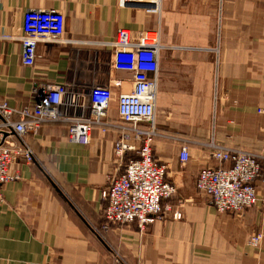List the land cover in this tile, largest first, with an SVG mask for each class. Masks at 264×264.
<instances>
[{"label": "crops", "instance_id": "crops-1", "mask_svg": "<svg viewBox=\"0 0 264 264\" xmlns=\"http://www.w3.org/2000/svg\"><path fill=\"white\" fill-rule=\"evenodd\" d=\"M33 9L61 12L66 42L40 44L25 67L20 37ZM121 29L133 40L159 33L153 155L177 194L145 229L105 230V194L138 157L116 155L121 130L96 127L87 146L69 142L65 123L11 137L33 161L20 158L11 168L19 179L2 187L0 264H264V157L258 202L242 213H218L196 188L201 171L230 166L212 159L211 141L264 155V0H163L159 15L121 0H0V98L21 109L35 104L41 83L110 86V120L119 123L118 97L133 88L131 74L111 67ZM127 144L138 147L131 136Z\"/></svg>", "mask_w": 264, "mask_h": 264}, {"label": "built area", "instance_id": "built-area-1", "mask_svg": "<svg viewBox=\"0 0 264 264\" xmlns=\"http://www.w3.org/2000/svg\"><path fill=\"white\" fill-rule=\"evenodd\" d=\"M163 0H121L123 6L143 7L148 14L159 15ZM154 36V37H153ZM22 63L34 67L40 44L65 43V16L55 10H29L22 26ZM114 48L111 67L117 72L133 77L130 93L118 97L119 123L110 120L113 95L110 86L97 85L88 92L77 84L41 83L35 86L36 102L32 107L17 109L0 98V206L4 203L2 187L19 179L11 168L21 158L27 164L33 161V151L17 144L11 137L23 138L37 134L44 124L68 125L70 143L87 146L93 131L100 127L121 130L116 142L118 156L135 148L128 139L138 143V159L130 160L124 172L115 177L105 194L108 206L104 213L107 223L130 225L137 223L141 229L151 225L163 212L162 202L177 194L176 187L167 182V167L154 159L152 145L156 131L157 77L160 51L158 32H144L133 40L130 31L121 29L110 43ZM154 75L156 78H151ZM264 114V109L259 111ZM211 157L220 165L229 167L210 168L198 175L196 188L207 196L219 213H242L258 201L255 183L260 177L261 166L256 155L246 154L212 142ZM189 149L183 147L181 162L189 160ZM174 217L181 218V214ZM261 235L253 236L250 244L257 245Z\"/></svg>", "mask_w": 264, "mask_h": 264}, {"label": "rangeland", "instance_id": "rangeland-1", "mask_svg": "<svg viewBox=\"0 0 264 264\" xmlns=\"http://www.w3.org/2000/svg\"><path fill=\"white\" fill-rule=\"evenodd\" d=\"M156 131H157V128H156ZM157 134L159 135V133L157 132ZM157 138V136H155L154 137V140ZM213 141H211V142H209V144H211ZM137 143V142H136ZM138 144V143H137ZM154 144V143H153ZM208 144V145H209ZM217 144V143H216ZM116 146V145H115ZM130 146V145H129ZM131 147H133V148H135L134 150H131V151H135V150H137L138 149V147H136V146H131ZM211 150V149H210ZM234 150H237V149H234ZM115 151H116V147H115ZM237 151H239V150H237ZM241 152H244V153H246V154H250V155H256L257 157H259V159H258V162H259V164H260V166H261V160L260 159H262V157H264V155H262V156H259V155H257L256 153H252V152H246V151H242V150H240ZM152 152H153V145H152ZM211 152H212V150H211ZM116 155H117V152H116ZM125 155V154H124ZM124 155L123 156H118V157H124ZM139 158V154H138V157L136 158V159H138ZM135 160V159H134ZM261 171H262V166H261ZM124 172V171H123ZM261 175V174H260ZM260 178V177H259ZM258 178V179H259ZM255 185V184H254ZM256 188V187H255ZM258 194V193H257ZM258 198H259V196H258ZM258 202V201H257ZM163 203V202H162ZM257 204V203H256ZM255 204V205H256ZM163 205V204H162ZM254 207V206H253ZM106 209H107V207H106ZM106 209H105V211H106ZM163 209H164V207H163ZM216 209V208H215ZM217 210V209H216ZM248 210V209H247ZM105 211H104V213H105ZM164 211V210H163ZM163 213V212H162ZM219 213V212H218ZM161 216V215H160ZM159 216V217H160ZM158 217V218H159ZM175 218H178V217H175ZM106 221V220H105ZM106 223H107V221H106ZM111 225H120V224H110V223H107L106 225H105V230H107V228L109 227V226H111Z\"/></svg>", "mask_w": 264, "mask_h": 264}, {"label": "bare ground", "instance_id": "bare-ground-1", "mask_svg": "<svg viewBox=\"0 0 264 264\" xmlns=\"http://www.w3.org/2000/svg\"><path fill=\"white\" fill-rule=\"evenodd\" d=\"M154 37V36H153Z\"/></svg>", "mask_w": 264, "mask_h": 264}]
</instances>
